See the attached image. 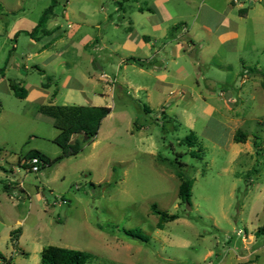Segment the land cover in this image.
I'll return each instance as SVG.
<instances>
[{
    "label": "rangeland",
    "instance_id": "374dc122",
    "mask_svg": "<svg viewBox=\"0 0 264 264\" xmlns=\"http://www.w3.org/2000/svg\"><path fill=\"white\" fill-rule=\"evenodd\" d=\"M56 1L53 10L63 27L65 42H77L67 38L70 30L63 12L67 1L80 10L86 0ZM102 1L114 10L113 0ZM189 2L186 18L190 31L184 41L190 48L193 41L196 48L187 57L190 77L185 100L175 103V99L167 105L156 95L148 100L146 92L125 85V95H114L113 112L101 133L77 156L38 173L18 162L11 165L14 173L9 171L8 176L15 185L22 183L26 193L14 189L9 204L29 210L28 220L18 226L24 230L20 248L29 254L11 253V241L4 236L0 239V250L12 257V264H41L37 246L89 253L88 264H264V234H256L264 227L263 76L259 72L237 76L243 64L264 68V17L259 20L252 15L243 23L240 40L222 43L216 34L208 36L200 27L206 21L215 32L219 17L205 12L204 0ZM246 3L264 8V0ZM51 5L52 0H0V102L4 112L0 148L8 157H23L32 149L51 158L62 153L54 143L59 130L53 120L38 112V104L17 98L9 85L15 82L30 89L47 82L35 68L44 67L40 55L34 53L49 37L38 41L24 31L16 42L9 27L23 18L24 24L14 25L27 30ZM73 23L81 25L83 33L85 24L79 19ZM123 37V32L116 31L114 39ZM77 51L70 48L62 58L72 64L67 72L74 77L72 84L76 80L84 84L83 75L88 72L107 71L100 74L102 80L103 73L115 72L111 66L95 69ZM47 72L52 74V69ZM58 73L62 82L65 72L60 69ZM111 78L115 83L110 86L116 89L115 78ZM61 87L58 105L88 104L78 91L71 95L72 101H67L68 89ZM208 87L213 88L211 99L205 102L197 98ZM84 90L89 92L90 88L85 85ZM208 106L216 112L208 114ZM191 131L198 138L193 147L182 144ZM240 134L242 142L237 143ZM259 140L260 151L254 146ZM192 151H198L200 158L192 157ZM177 170L195 180L191 207L179 199ZM154 204L158 210L178 214L179 219L158 229ZM133 229L148 236L149 241L125 235V230ZM249 253L250 261L239 258Z\"/></svg>",
    "mask_w": 264,
    "mask_h": 264
},
{
    "label": "crops",
    "instance_id": "0c3cea01",
    "mask_svg": "<svg viewBox=\"0 0 264 264\" xmlns=\"http://www.w3.org/2000/svg\"><path fill=\"white\" fill-rule=\"evenodd\" d=\"M247 1L254 3L255 0H240V3L237 4L233 0H204L202 7L204 6L205 12L208 14L213 13L219 17V28L214 32L206 24V21L202 22L200 27L206 31L208 36L216 34L222 43H235L243 36L245 29L243 28V23L251 20L252 15H255L259 20L264 17L263 7L256 8L254 5L251 6L246 3ZM103 3L102 0H86L84 9L78 10L73 8L71 1L66 2L63 17L68 21V29L70 30L67 33V38L70 40L76 38L77 40V42H71L70 44L65 42L62 34L63 27L53 10V16L47 24V28L52 32V35L48 36V42L43 44L34 55H40L41 63L44 67L36 65L35 68L39 67V72L42 71L40 73H44V77L49 75L47 69H52V74L50 75L54 76L55 82L52 83L50 88L43 87L42 83L40 87L26 89L27 96L24 100L38 104V112L41 106L49 104L56 106L76 105L70 103L57 104L56 99L60 94V86H62L61 88L68 89L67 101H72L71 95L74 91H78L88 101V104L77 106L110 107L113 112L114 95H125L123 89L125 85L135 87L138 91L146 92L148 100H153L156 95V99L160 103H166L167 105L171 104L172 100L175 99V103L185 100L189 94L186 81L190 77L187 57L192 55L191 53L196 48L193 41H190L192 43L191 48L188 41H184V35H188L190 31L186 18L190 7L189 0H150V2L146 1L144 3H141L140 0H130L119 7L113 0L115 5L113 11L105 7ZM219 7L220 9H217ZM74 19H79L85 24L83 33H80L83 27L73 23ZM196 20H199V18H196ZM37 22L27 30H24L21 29L22 26L17 28L18 25L24 24L23 18L16 19L14 24L17 23V26L13 24L9 27L10 37H13L12 39L17 42L20 34L24 31L26 33L31 32ZM116 31L123 32L124 37L118 40L114 39ZM42 39L43 37L38 41H42ZM61 43L63 44L62 46L59 45ZM254 47L253 50H256ZM70 48L78 50L82 54L81 56H85L86 60L95 69L101 68V65L107 68L111 66L115 69V72H111L109 75L115 78L117 88L113 89L112 86L100 78L102 72L108 73L105 70L93 72L92 74L88 72L83 75L84 84L79 80L72 84L74 77L67 73L72 64L62 59L69 53ZM199 50L198 48L197 53L201 55L202 51L199 52ZM78 51L77 53H79ZM194 67L196 69L197 65H194ZM242 68L243 70L237 76L243 78L248 76V73L251 72L250 69L253 67L243 64ZM257 68L260 69V67ZM60 69L65 72L62 82L57 78ZM56 82L59 85V93L55 98H52ZM212 82L211 80L210 83ZM196 84L198 85V81H196ZM85 85L90 88L89 92L84 90ZM211 94H213V88L208 87L204 94L201 92V94L197 95V98L201 97L206 102L211 99ZM206 112L212 115L216 112V108L208 106ZM3 113L1 108L0 118ZM105 120L102 123L99 134L102 131ZM78 137L74 136L73 140ZM4 152L0 148V171L5 174H0V239L4 236L11 241L12 231L21 229L22 233L16 245L13 246L12 244L11 253L21 252L29 254L20 248L24 230L18 227L24 225L28 220L29 210L28 208L20 209L19 205L15 203L9 204V201L14 199L13 196H15L17 188L21 192L26 193L22 183L19 186L15 185L14 181L8 176L9 171L14 173V169L11 167L12 164L16 162L23 164L25 160L24 156L8 157L7 153ZM4 164L10 168L7 169ZM43 248L37 246L35 251H39L41 254ZM0 253L6 259L0 258L2 264H12V257L9 258L1 250ZM250 254L252 253L239 256V258H246L250 261ZM10 259L11 262H9Z\"/></svg>",
    "mask_w": 264,
    "mask_h": 264
},
{
    "label": "trees",
    "instance_id": "16d2710c",
    "mask_svg": "<svg viewBox=\"0 0 264 264\" xmlns=\"http://www.w3.org/2000/svg\"><path fill=\"white\" fill-rule=\"evenodd\" d=\"M130 0H115V4L119 7L122 6L124 2ZM56 0H52V5L46 9L40 19L38 20L36 26L31 32L27 34L35 40H39L41 37H48L52 35V32L48 30L47 24L48 21L53 16V8L56 4ZM242 14L243 12L240 11ZM141 63L140 61H138ZM8 63V59L6 64ZM6 67L2 69L5 70ZM39 69V67H36ZM252 73L259 72L263 76V87H264V68L259 69L253 67L250 69ZM42 72V71H40ZM44 75V73H41ZM47 82L43 83V87L50 88L52 83H54L55 78L52 75H45ZM10 87L14 95L19 99H25L27 96V90L24 87H21L20 84L11 82ZM59 93V85L56 82L55 88L52 93V98H55ZM2 104L0 102V112ZM145 110L149 112L148 107H145ZM39 113L51 118L53 120L54 127L59 130V135L54 139L56 143L62 150V153L56 158H51L40 152L38 150H30L24 155V160H28L31 157H39L42 166L41 169L46 168L47 166H53L64 159L77 156L83 150L85 144L93 141L101 129L103 121L112 113V108L110 107H94V106H77V105H65V106H56V105H44L39 109ZM165 119L167 118L164 115ZM165 126H163L164 128ZM74 136H79L76 140H73ZM243 135L240 134L236 138V142H242ZM198 142V138L195 135L194 131H191L185 139H183L182 144L193 147ZM254 146L257 150H261L262 143L260 140L254 142ZM257 152L258 156H261L260 152ZM191 156L194 158H200L198 151H192ZM28 167L27 165L23 164ZM40 169V170H41ZM115 171V169H114ZM177 177L181 180V184L178 191L179 199L182 204H185L189 207L192 206V189L195 183V180L189 177H186L181 170L176 171ZM153 210L155 215L158 216L159 221L157 224L158 229H164V225L168 222L175 221L179 219L178 214H169L165 211L158 210L156 204L153 205ZM125 235L138 239L142 242H148L149 238L145 234L141 233L137 229L125 230ZM22 231L21 229H16L11 233V243L13 246L16 245ZM257 236L264 234V227L260 228L256 232ZM41 264H88L91 260V255L89 253L73 250L68 248H61L56 246H47L43 248L41 254ZM0 258L6 260L4 256L0 253ZM11 262V259L10 261Z\"/></svg>",
    "mask_w": 264,
    "mask_h": 264
},
{
    "label": "built area",
    "instance_id": "2783aa9c",
    "mask_svg": "<svg viewBox=\"0 0 264 264\" xmlns=\"http://www.w3.org/2000/svg\"><path fill=\"white\" fill-rule=\"evenodd\" d=\"M235 2H237V0H235ZM101 77L110 85V84H114V80H112V78L106 74L103 73L101 75ZM25 165L28 166V171L33 172V173H38L41 169L42 163L39 159V157L35 156V157H31L28 160H25V162L23 163ZM66 202V201H63Z\"/></svg>",
    "mask_w": 264,
    "mask_h": 264
}]
</instances>
